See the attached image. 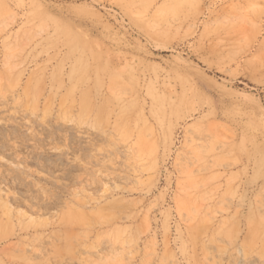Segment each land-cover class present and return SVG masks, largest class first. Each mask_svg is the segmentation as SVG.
I'll list each match as a JSON object with an SVG mask.
<instances>
[{
    "label": "rangeland",
    "instance_id": "374dc122",
    "mask_svg": "<svg viewBox=\"0 0 264 264\" xmlns=\"http://www.w3.org/2000/svg\"><path fill=\"white\" fill-rule=\"evenodd\" d=\"M0 264H264V0H0Z\"/></svg>",
    "mask_w": 264,
    "mask_h": 264
}]
</instances>
